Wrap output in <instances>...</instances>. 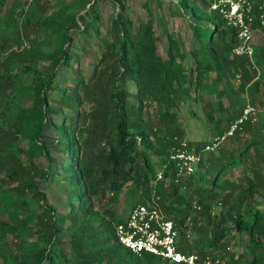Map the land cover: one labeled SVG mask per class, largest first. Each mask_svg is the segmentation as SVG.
Returning a JSON list of instances; mask_svg holds the SVG:
<instances>
[{
	"label": "trees",
	"instance_id": "1",
	"mask_svg": "<svg viewBox=\"0 0 264 264\" xmlns=\"http://www.w3.org/2000/svg\"><path fill=\"white\" fill-rule=\"evenodd\" d=\"M58 1L56 8L46 0L17 1L0 16V264H164L114 239L113 226L123 218L115 205L130 181L139 192L137 203L154 199L171 219L182 253L217 264H264V179L259 173L264 113L234 131L232 147L205 152L208 157L202 156L185 178L175 180L170 158L183 139L176 106L192 90L215 94L204 113L211 138L220 136L247 102L264 104V41H250V57L235 54L236 32L217 12L208 24L193 2L176 0L177 7L196 16L191 27L198 45L182 49L162 24L166 41L160 55L152 18L134 24L122 1L111 0L120 10L99 36V57L84 81L76 77L77 100L62 91L60 104L72 114L54 123L47 92L55 86L56 71L70 65L71 31L97 34L98 23L96 0ZM198 1L208 7L211 0ZM250 14L251 29L264 34L261 0H253ZM188 58L192 64L185 66ZM210 72L214 77L208 80ZM229 79L237 81L235 87ZM217 83H222L219 89ZM51 127L66 163L69 201L62 215L40 189L51 176L52 161L40 135ZM209 140L196 143V150ZM240 165L242 182L221 178ZM191 184L188 194L180 192ZM63 219L68 221L67 251L58 243ZM231 230L240 250L226 252L222 240ZM213 252L217 256L209 255Z\"/></svg>",
	"mask_w": 264,
	"mask_h": 264
},
{
	"label": "rangeland",
	"instance_id": "2",
	"mask_svg": "<svg viewBox=\"0 0 264 264\" xmlns=\"http://www.w3.org/2000/svg\"><path fill=\"white\" fill-rule=\"evenodd\" d=\"M21 2L23 0H6L4 6L0 7V16L4 14L5 10L15 2ZM29 1V0H26ZM69 1V0H65ZM125 6V12L129 16L133 23L135 24L138 20H145L147 17H151L153 20V27L155 34L157 36V51L160 55L164 54L165 47V35L162 31V24L165 26L168 32H172L173 36L176 37L182 47V49L188 51L195 48L198 44L193 32V24L197 22L196 16L189 14L187 9L177 7L176 0H121ZM194 5L197 6L199 11L206 17H208V24H212L213 14L212 11L207 7L206 3H200L198 0H190ZM262 5L264 4V0ZM44 2V0H43ZM49 7L56 8L59 6L58 0H46ZM253 2V1H252ZM178 8L183 12L179 14ZM95 9L98 16L97 23V34L93 30H89L88 35H81L76 31H71L73 36L74 48L71 49L72 59L68 67H60L56 71L55 86L52 87L47 92V101L50 106V119L54 123H60L61 121H67L72 114L70 110L60 104V99L62 91L66 93H71L72 97L77 100L79 93L76 91V77H80L83 81L89 75L91 68L97 61L99 54L103 48L99 36L105 31L108 26L109 19L115 11L120 10L117 4H114L111 0H96ZM50 10V8L48 9ZM179 10V11H180ZM161 20V21H159ZM264 20V19H263ZM264 25V24H261ZM260 43L264 41V34L259 29H253L250 31L249 42ZM185 66H190L192 61L190 58L184 60ZM214 77V72L208 74V80ZM228 80L223 79V82ZM229 82L233 87L236 86L237 81L235 79H229ZM222 84V83H221ZM220 83L216 84V88L221 87ZM234 97V93H232ZM214 92L206 93L204 91L192 90L190 93V98L179 99L178 105L176 106V113L178 116V123L182 128V141L185 143L186 147L193 151L199 152L200 159L205 156L208 157L207 151H197L196 143L201 142L203 139H212L210 137V125L204 117L205 111L209 108L206 102H213L215 100ZM227 98L225 96L221 97V103L223 106H227ZM237 106V105H236ZM262 113L258 115L260 119ZM226 121L223 120L225 125ZM247 135H243L241 140L245 139ZM56 139H58L57 131L51 127L46 128L42 131L40 135V140L49 148V152L52 156V161L49 169L51 174L47 181L40 184V189L45 193V201L52 204L57 213L62 215L68 209L69 201V189L67 180L65 178L66 169L65 162H62V158L58 152ZM189 143V145L187 144ZM234 145L231 144L229 137L219 141L216 147L220 146L221 149L230 148ZM264 154V145L262 147ZM253 150H249L252 154ZM199 161V160H198ZM197 161V162H198ZM248 160L246 159V162ZM196 162V163H197ZM243 165L236 166L231 170L226 171L221 178L228 180H235L242 182L241 171L243 170ZM194 170H196V164L194 165ZM198 171H202L199 168ZM262 179H264V166L259 171ZM182 176L181 178H185ZM192 184L187 186L184 185L180 190L181 193L188 194ZM139 199V192L135 187L133 182H128L119 193L118 201L116 203V211L121 214V216L126 215L128 209L136 204ZM258 199V198H257ZM75 201V200H74ZM193 203V200H191ZM216 207H219L217 202ZM94 207L96 208V203L94 200ZM215 207V209H217ZM221 209V208H220ZM219 210V208L217 209ZM1 218L6 219L5 215ZM68 221L63 219L61 221V230L59 232L58 243L64 251L68 249ZM9 238V236H8ZM187 239L191 238V235L186 236ZM238 236L234 231H230L228 236L224 237L222 242L226 245V252H233L240 250L237 245ZM216 255L218 252L209 253V255Z\"/></svg>",
	"mask_w": 264,
	"mask_h": 264
},
{
	"label": "built area",
	"instance_id": "3",
	"mask_svg": "<svg viewBox=\"0 0 264 264\" xmlns=\"http://www.w3.org/2000/svg\"><path fill=\"white\" fill-rule=\"evenodd\" d=\"M253 0H211L208 8L217 12L224 24L236 32L238 43L233 47L235 54L251 56L249 42L250 24L252 22L251 3ZM259 23L264 20L259 16ZM264 113V104L246 103L239 115L228 122L220 136L206 142L199 151L213 150L219 141L233 135L244 122H257L258 115ZM198 151V150H197ZM170 158L175 163V177L188 176L194 171V165L200 159L199 152L189 150L182 141L180 147L171 153ZM160 177V172L157 173ZM115 241L133 253H147L158 257L164 264H217L211 263L208 257L198 260L194 252L182 253L178 250L177 230L171 219L159 208L154 199L132 205L126 215L114 224Z\"/></svg>",
	"mask_w": 264,
	"mask_h": 264
}]
</instances>
